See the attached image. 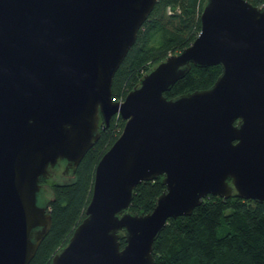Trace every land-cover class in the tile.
<instances>
[{"label": "water", "instance_id": "95a60500", "mask_svg": "<svg viewBox=\"0 0 264 264\" xmlns=\"http://www.w3.org/2000/svg\"><path fill=\"white\" fill-rule=\"evenodd\" d=\"M156 1L0 0V264L34 256L52 222L39 177L56 165L73 177L100 116L102 127L116 113L124 124L51 264H153L168 219L206 195L264 203V8L205 0L192 42L114 99V73ZM192 63L221 73L166 97ZM158 175L165 188L153 208L130 211L136 185Z\"/></svg>", "mask_w": 264, "mask_h": 264}, {"label": "trees", "instance_id": "16d2710c", "mask_svg": "<svg viewBox=\"0 0 264 264\" xmlns=\"http://www.w3.org/2000/svg\"><path fill=\"white\" fill-rule=\"evenodd\" d=\"M264 8V0H249ZM205 0H157L114 73L111 94L124 98L157 61L178 52L196 37ZM221 73L220 64L196 66L164 91L168 98L210 87ZM124 119L113 116L86 151L75 175L55 181L49 210L52 222L28 264H51V257L69 240L85 216L95 166L122 130ZM158 175L134 188L129 210L150 211L165 188ZM40 181V179H39ZM120 244L125 238L120 233ZM153 264H264V203L239 196L208 194L188 215L170 217L153 242Z\"/></svg>", "mask_w": 264, "mask_h": 264}, {"label": "rangeland", "instance_id": "374dc122", "mask_svg": "<svg viewBox=\"0 0 264 264\" xmlns=\"http://www.w3.org/2000/svg\"><path fill=\"white\" fill-rule=\"evenodd\" d=\"M113 116H116V115L114 114ZM71 177L72 176H70V175H65V176L64 175H58V173L48 177L46 180H44L45 183L43 184V188H44L43 190H44L45 196L48 197V198H51L52 191H51L50 185L53 182H55V181H65V180L70 179Z\"/></svg>", "mask_w": 264, "mask_h": 264}, {"label": "flooded vegetation", "instance_id": "af4514ba", "mask_svg": "<svg viewBox=\"0 0 264 264\" xmlns=\"http://www.w3.org/2000/svg\"><path fill=\"white\" fill-rule=\"evenodd\" d=\"M99 123H100V125H99V127H101L102 129H104L107 125H105L104 127H102V125H103V122H102V118H101V116H100V118H99ZM50 176H52V175H55V174H57L58 173V175H64L63 174V167H62V165H56L55 167H53V168H50ZM49 176V177H50ZM65 176V175H64ZM39 179H40V182L42 183V184H44L45 183V181L44 180H46L47 178H45V177H43V176H40L39 177ZM250 199V198H249ZM254 200V199H253Z\"/></svg>", "mask_w": 264, "mask_h": 264}, {"label": "built area", "instance_id": "2783aa9c", "mask_svg": "<svg viewBox=\"0 0 264 264\" xmlns=\"http://www.w3.org/2000/svg\"><path fill=\"white\" fill-rule=\"evenodd\" d=\"M114 98V97H113ZM123 98H118V100H122ZM116 116H118L119 115V113H116L115 114Z\"/></svg>", "mask_w": 264, "mask_h": 264}]
</instances>
